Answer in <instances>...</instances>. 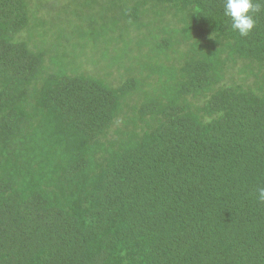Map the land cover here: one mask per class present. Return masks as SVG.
<instances>
[{
  "label": "trees",
  "instance_id": "16d2710c",
  "mask_svg": "<svg viewBox=\"0 0 264 264\" xmlns=\"http://www.w3.org/2000/svg\"><path fill=\"white\" fill-rule=\"evenodd\" d=\"M0 0V264H264V0Z\"/></svg>",
  "mask_w": 264,
  "mask_h": 264
},
{
  "label": "clouds",
  "instance_id": "9594fccd",
  "mask_svg": "<svg viewBox=\"0 0 264 264\" xmlns=\"http://www.w3.org/2000/svg\"><path fill=\"white\" fill-rule=\"evenodd\" d=\"M224 16L231 21V28L240 36H248L255 27L254 14L261 10L259 3L254 0H223ZM257 198L264 201V187L257 190Z\"/></svg>",
  "mask_w": 264,
  "mask_h": 264
}]
</instances>
